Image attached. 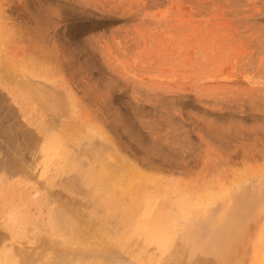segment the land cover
Returning <instances> with one entry per match:
<instances>
[{
    "label": "rangeland",
    "instance_id": "1",
    "mask_svg": "<svg viewBox=\"0 0 264 264\" xmlns=\"http://www.w3.org/2000/svg\"><path fill=\"white\" fill-rule=\"evenodd\" d=\"M4 263L264 264V0H0Z\"/></svg>",
    "mask_w": 264,
    "mask_h": 264
},
{
    "label": "bare ground",
    "instance_id": "2",
    "mask_svg": "<svg viewBox=\"0 0 264 264\" xmlns=\"http://www.w3.org/2000/svg\"><path fill=\"white\" fill-rule=\"evenodd\" d=\"M119 174V173H118ZM131 179V178H130ZM132 180V179H131ZM133 182V181H132ZM117 184V183H116ZM125 189V188H124ZM94 197V196H93ZM209 199V198H208ZM205 202H207V201H205ZM208 203V202H207ZM203 204V203H202ZM205 204V203H204ZM202 209V208H201ZM74 252V251H73ZM61 255V254H60ZM46 263V262H45ZM71 263V262H70ZM5 264V263H4Z\"/></svg>",
    "mask_w": 264,
    "mask_h": 264
}]
</instances>
